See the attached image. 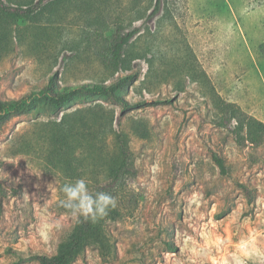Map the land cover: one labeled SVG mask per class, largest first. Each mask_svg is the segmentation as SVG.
<instances>
[{"label": "rangeland", "instance_id": "rangeland-1", "mask_svg": "<svg viewBox=\"0 0 264 264\" xmlns=\"http://www.w3.org/2000/svg\"><path fill=\"white\" fill-rule=\"evenodd\" d=\"M167 1L172 20L134 23L141 28L134 51L146 56L113 77L139 75L123 94L129 109L95 98L57 113L37 106L0 123V264H38L20 259L55 254L70 234L77 218L59 203L67 180L41 140L48 123L96 105L114 112V132L128 140L132 202L120 220L105 223L109 250L88 247L73 264H264V141L238 142L233 123L219 126L209 96L213 88L264 123V0ZM126 3L111 1V19L120 11V22H129ZM83 18L69 7L60 34L37 49L12 29V43L0 51V101L20 99L54 73L60 86L111 79L96 58L105 36ZM186 49L207 83L190 80L181 65ZM138 125L145 137L135 135Z\"/></svg>", "mask_w": 264, "mask_h": 264}, {"label": "trees", "instance_id": "trees-1", "mask_svg": "<svg viewBox=\"0 0 264 264\" xmlns=\"http://www.w3.org/2000/svg\"><path fill=\"white\" fill-rule=\"evenodd\" d=\"M112 0H0V51H5L12 43L11 30L14 29L16 38L28 39V45L34 49L46 47L51 41L52 32L60 34V24L67 18L69 7L78 10L86 18L94 35L101 38L105 53L96 56L99 63L110 72L111 79L102 82H84L60 86L58 73H54L38 89H34L20 99L0 101V123L10 117L29 112L34 107L45 106L52 113L75 105L76 102L100 98L111 104L120 105L123 110L132 104L124 100V91L132 86L139 78L137 73H128L117 78L115 74L127 69L133 59L145 58L146 55L135 53L134 47L141 37V28L134 23L143 21L149 23L156 20L160 25L164 19H170L167 0H126L123 17L127 23L120 22L122 13L116 11L114 20L111 19ZM57 23V25H55ZM24 27V28H23ZM148 34L150 29L146 27ZM29 32V34H28ZM14 35V39H15ZM22 37V38H20ZM13 39V40H14ZM181 43V42H180ZM175 44V43H174ZM183 44V42H182ZM188 49L185 50V53ZM259 53L264 57V43L259 46ZM193 56L185 54L181 65L189 70L191 81L207 83L205 73L194 67ZM188 71V72H189ZM210 95L215 99L221 121L234 124L233 133L237 141L259 146L264 141V123L245 114L237 106L223 102L213 88ZM115 114L105 110L102 105L79 109L66 114L59 122H51L44 128L42 144L47 147L50 160L48 161L65 176L67 181L90 176L89 190L104 191L117 200L115 209H111L106 218L91 223L83 218L76 220L68 237L62 240L55 254H29L20 261H36L38 264H73L88 247L99 250H109L108 236L105 230L106 221H118L124 215V203H131L126 180L131 174L129 144L126 135L114 132ZM135 135L145 137L143 126L132 127ZM109 136L113 139L114 149L107 152L106 142ZM212 160L221 174H226L223 158L216 152L211 153ZM103 176L99 179L98 176ZM129 176V177H128ZM5 188L0 182V195ZM109 246V247H108ZM108 247V248H107ZM170 250H174L169 246ZM18 264V263H12Z\"/></svg>", "mask_w": 264, "mask_h": 264}, {"label": "clouds", "instance_id": "clouds-1", "mask_svg": "<svg viewBox=\"0 0 264 264\" xmlns=\"http://www.w3.org/2000/svg\"><path fill=\"white\" fill-rule=\"evenodd\" d=\"M88 184L86 178L66 181L59 189L63 194L59 203L77 220L83 218L97 223L106 218L111 209H115L117 200L104 191L91 192Z\"/></svg>", "mask_w": 264, "mask_h": 264}]
</instances>
